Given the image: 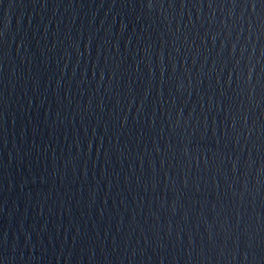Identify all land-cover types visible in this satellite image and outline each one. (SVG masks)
Returning a JSON list of instances; mask_svg holds the SVG:
<instances>
[{"label": "water", "instance_id": "water-1", "mask_svg": "<svg viewBox=\"0 0 264 264\" xmlns=\"http://www.w3.org/2000/svg\"><path fill=\"white\" fill-rule=\"evenodd\" d=\"M0 264H264V0H0Z\"/></svg>", "mask_w": 264, "mask_h": 264}]
</instances>
